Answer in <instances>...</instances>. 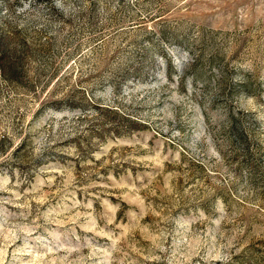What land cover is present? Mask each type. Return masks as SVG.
<instances>
[{"label": "rangeland", "instance_id": "rangeland-1", "mask_svg": "<svg viewBox=\"0 0 264 264\" xmlns=\"http://www.w3.org/2000/svg\"><path fill=\"white\" fill-rule=\"evenodd\" d=\"M1 62L0 264H264V0H0Z\"/></svg>", "mask_w": 264, "mask_h": 264}, {"label": "trees", "instance_id": "trees-1", "mask_svg": "<svg viewBox=\"0 0 264 264\" xmlns=\"http://www.w3.org/2000/svg\"><path fill=\"white\" fill-rule=\"evenodd\" d=\"M1 53H3V52H1ZM1 59H3V60L6 59L5 54H1ZM0 71L5 74V69L3 68L2 62L0 63Z\"/></svg>", "mask_w": 264, "mask_h": 264}]
</instances>
